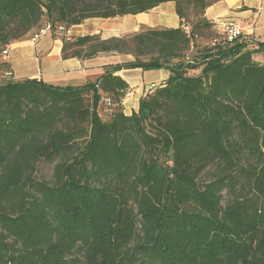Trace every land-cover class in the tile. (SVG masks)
<instances>
[{
    "label": "trees",
    "instance_id": "obj_1",
    "mask_svg": "<svg viewBox=\"0 0 264 264\" xmlns=\"http://www.w3.org/2000/svg\"><path fill=\"white\" fill-rule=\"evenodd\" d=\"M218 1L0 0V52L43 17L55 33L174 2L183 26L64 37V59L134 57L84 86L0 83V264H264V65L243 35L215 38ZM204 36L218 43L183 63ZM128 69L170 72L130 115Z\"/></svg>",
    "mask_w": 264,
    "mask_h": 264
},
{
    "label": "crops",
    "instance_id": "obj_2",
    "mask_svg": "<svg viewBox=\"0 0 264 264\" xmlns=\"http://www.w3.org/2000/svg\"><path fill=\"white\" fill-rule=\"evenodd\" d=\"M205 17L214 25L219 35L223 36L222 39L225 38L226 26L231 24L247 42L251 39L256 44L264 42V0H219L206 10ZM143 27L177 29L183 26L175 3L167 2L147 13L126 14L110 19H88L64 30L63 36L50 33L36 43L27 41L12 44L7 61L16 79H36L53 86L80 87L97 81L108 67L133 61L134 57L121 53H101L87 60L73 57L64 59V37L70 40L73 37L99 35L103 40H108L138 33ZM2 62L3 60L0 61ZM116 75L129 83L131 89L126 101L135 104L137 100L134 106V112H137L143 92L160 86L168 79L170 72L166 69H128Z\"/></svg>",
    "mask_w": 264,
    "mask_h": 264
},
{
    "label": "rangeland",
    "instance_id": "obj_3",
    "mask_svg": "<svg viewBox=\"0 0 264 264\" xmlns=\"http://www.w3.org/2000/svg\"><path fill=\"white\" fill-rule=\"evenodd\" d=\"M47 21H48V18L43 17L42 21H41V25L46 23ZM35 31H36V29H34L31 33L29 32V34L23 40L17 41L16 43H18V42L22 43V42H27V41L30 43L32 34ZM64 32H65L64 30H62V31L57 30L53 34L55 36H60ZM217 37H218V39H220V38L222 39L223 36L220 37V36H217L215 34V38H217ZM226 38H227V32H225V38L223 40L227 41ZM248 41L250 43L249 44V49L254 50V55H253L254 60L264 65V49L258 50V46H257L256 43H254L253 39L248 40ZM16 43L13 42L12 44H16ZM215 43H218V42H216L215 39H213L212 37H210V38H207L206 36L199 37L197 43L195 44V46L189 50L188 54L183 59V63H189L191 60H193V59L196 60L199 56L201 57L202 49L204 47H212V46H214ZM1 60L2 59L0 58V61ZM199 73H200L199 69L196 70V71H189V75H199ZM22 80H24V79H16V81H22ZM149 92L144 91L143 92V97H145ZM126 98L123 101V107H124L125 114L129 115L130 112H134V106H136L137 100L135 101V104H132L130 102H127ZM88 101H91V98H88ZM113 110H114V107L111 108L107 104V102H105L103 100L100 102L98 111H99V114H100V116L102 117V119L104 121H108L110 119V117L112 115V112H114ZM54 166H55V163H45V162L40 163L39 166L37 167L35 178L38 181H43V180L51 181L52 180V176H53Z\"/></svg>",
    "mask_w": 264,
    "mask_h": 264
},
{
    "label": "built area",
    "instance_id": "obj_4",
    "mask_svg": "<svg viewBox=\"0 0 264 264\" xmlns=\"http://www.w3.org/2000/svg\"><path fill=\"white\" fill-rule=\"evenodd\" d=\"M185 29L189 31V27L186 26ZM57 30L62 31L64 29L60 27ZM53 31H54L53 25L51 24L50 21H47L46 23L42 24V26L32 34L31 41L36 43L41 39L47 37L50 33H53ZM226 32H227L226 40L228 41H233L234 39L239 37V35H241L238 29L232 27L231 24L226 26ZM9 47L10 46L6 47V49L0 52V58H2L3 62H8L7 58L9 55ZM11 81H16V78L11 70L1 73L0 83L11 82ZM108 104H110V101H108Z\"/></svg>",
    "mask_w": 264,
    "mask_h": 264
}]
</instances>
